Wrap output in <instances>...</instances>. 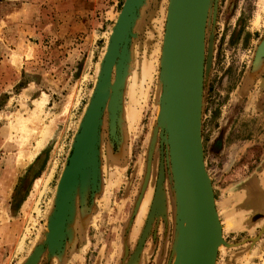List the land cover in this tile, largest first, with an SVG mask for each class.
<instances>
[{
  "label": "rangeland",
  "instance_id": "1",
  "mask_svg": "<svg viewBox=\"0 0 264 264\" xmlns=\"http://www.w3.org/2000/svg\"><path fill=\"white\" fill-rule=\"evenodd\" d=\"M124 2L0 0V264H28L35 253V264H185L178 235L186 207L160 99L169 0H145L137 11L114 66V122L108 101L65 228L51 233L95 82L86 56L101 48L99 33ZM197 2L200 59L186 88L219 221L214 264H264V59L255 61L264 0Z\"/></svg>",
  "mask_w": 264,
  "mask_h": 264
},
{
  "label": "water",
  "instance_id": "2",
  "mask_svg": "<svg viewBox=\"0 0 264 264\" xmlns=\"http://www.w3.org/2000/svg\"><path fill=\"white\" fill-rule=\"evenodd\" d=\"M144 1L136 0L132 4L133 0H125L121 13L108 28L105 52L98 64L92 94L89 98L87 108L84 111V118L61 182L58 209L51 226V233L54 236H58L65 228L72 197L75 195L74 193L80 179L84 159L97 142L99 129L103 121L102 114L108 101L110 109H112V114H108L109 125L114 122V97L121 84L120 76H117L114 81V66L118 60L119 52L121 51L123 55L126 46L130 42V33L137 22V11L144 6ZM196 1L169 0L162 49V84H164V87L162 90V98L160 99L163 102L162 121L166 131L170 164L174 171L173 179L181 190L180 194L183 193L184 198L182 201L186 207V234L182 251L185 259L184 263L214 264L219 242L215 230L219 226V221L214 204L212 186L204 165L200 128L193 115L188 100V89L186 88L189 53L188 36L190 35L191 18L193 9L197 3ZM200 33L201 25L198 30V42L201 51ZM258 47L255 52V61H258ZM198 74L193 87H196L198 84ZM103 89L104 99L98 111L94 139L84 147L82 159L78 167L77 183L68 198L62 220L59 223L65 179L74 153L81 142L93 108L99 101ZM159 170L163 171V181L164 167L162 163L159 166ZM160 186L158 191H156L158 193L157 196L155 192L154 205L160 195ZM36 255L35 253L30 258L28 264L36 263Z\"/></svg>",
  "mask_w": 264,
  "mask_h": 264
},
{
  "label": "bare ground",
  "instance_id": "3",
  "mask_svg": "<svg viewBox=\"0 0 264 264\" xmlns=\"http://www.w3.org/2000/svg\"><path fill=\"white\" fill-rule=\"evenodd\" d=\"M135 1L136 0H133L132 4ZM197 4H198V2L196 3V5H195V7L193 9L192 18H191L192 21H191V25H190L191 28H190V32H189L190 35L188 36V40H189V53H188V68H187L188 70L187 71H188L189 74L193 71V69L196 70V68H198L197 66H199L198 65V55H197V53L199 54V59H200V53H199V51H197V49H196V43H195V33H196L195 32V30H196L195 29V24H194V19L195 18L193 19L195 9L198 8ZM261 8H263V7H261ZM261 10H264V8L261 9ZM198 11H200V10H198ZM196 16H197V14H196ZM196 19H198V18H196ZM196 19H195V22H196ZM257 54L259 56H261V57H264V39L261 42V44L259 45L258 53ZM195 80H196V74H195ZM195 80H194V83H195ZM186 86L188 87V83L187 82H186ZM163 87H164V84L161 87L162 88L161 89V98H162V90H163ZM103 99H104V89H103V92H101L99 101L97 102V104L93 108V111H92L91 116L89 118V121H88L86 130L84 131V133L82 135L81 142L79 143V145H78V147H77V149H76V151L74 153V156L72 158V162H71V165L69 167V170H68V173H67V176H66V179H65V183H64L63 201H62V205H61V212H60V216H59V223L62 220L63 213L65 211L68 198H69L70 194L72 193V191H73V189H74V187L76 185V182H77V178H78V167H79L80 162H81V159H82L84 147H85V145H87V143L91 142L94 139L98 111H99V108L101 106V103H102ZM63 114L64 113L62 111V116H63ZM51 128H53V127H51ZM162 178H163V171L161 170V171H159V177H158V180H157V191H158V188H159L160 183L162 181ZM37 188H38V184H36V187H34V189L36 190ZM157 195H158V193L156 192V196ZM32 196H34V195H31V198L30 199H32ZM181 202H183V201L181 200ZM182 208H184V205H182V203H181V205H180L181 216L179 218L180 229H179V235H178L179 241H180L179 248H181V252H182V245H184V237H185V231H186L185 230V225H184L185 224L184 223L185 222V210H184V214H183ZM183 225H184V228H183ZM176 244H177V241H176Z\"/></svg>",
  "mask_w": 264,
  "mask_h": 264
},
{
  "label": "crops",
  "instance_id": "4",
  "mask_svg": "<svg viewBox=\"0 0 264 264\" xmlns=\"http://www.w3.org/2000/svg\"><path fill=\"white\" fill-rule=\"evenodd\" d=\"M113 23H110L107 27H106V29H105V31L104 32H102V33H99V40L100 41H102V46H101V48H96V49H92V51H91V55H89V54H87V56H86V61H88V58H91L92 60H93V65H94V77L92 78V81H95V77H96V73H97V69H98V64H99V62L101 61V59H102V57H103V55H104V52H105V48H106V45H107V39H108V28L112 25ZM89 55V56H88ZM91 67H92V65H91ZM84 71L86 72L87 70V62H86V64H85V66H84ZM94 83V82H93ZM84 84L83 83H81V87H80V89L81 90H83L84 89ZM80 101H81V99H80ZM44 149H46V146L43 148V149H41L37 154H36V156L34 157V160L32 161V164H31V166H33V167H37L36 168V170H35V174L37 173V172H39L40 170H41V166H43V164H44V162H45V159L42 161V163L39 165V164H37L38 166H34L35 164H34V162H35V160L38 158V157H40L41 156V154L43 153V151H44ZM183 228H184V225H183Z\"/></svg>",
  "mask_w": 264,
  "mask_h": 264
}]
</instances>
